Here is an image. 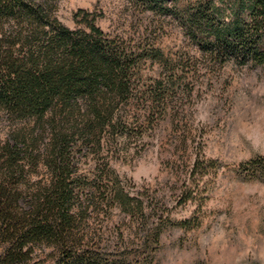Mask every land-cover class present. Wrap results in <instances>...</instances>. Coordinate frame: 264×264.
Segmentation results:
<instances>
[{"label": "trees", "instance_id": "1", "mask_svg": "<svg viewBox=\"0 0 264 264\" xmlns=\"http://www.w3.org/2000/svg\"><path fill=\"white\" fill-rule=\"evenodd\" d=\"M129 1L176 17L211 62L264 64V0H230L228 11L217 0ZM58 2L0 0V264H133L116 210L137 219L149 261L162 234L149 223L166 219L111 158L167 114L186 67L144 35L105 32L89 10L74 16L84 27L67 26ZM148 61L160 76H144Z\"/></svg>", "mask_w": 264, "mask_h": 264}, {"label": "rangeland", "instance_id": "2", "mask_svg": "<svg viewBox=\"0 0 264 264\" xmlns=\"http://www.w3.org/2000/svg\"><path fill=\"white\" fill-rule=\"evenodd\" d=\"M217 1L228 11L230 0ZM78 9L94 13L107 33L144 35L186 67L167 114L141 137L120 139L111 158L125 188L152 196L147 203L166 219L152 217L150 228L162 224L161 240L143 262L137 219L115 211L133 264H264V64L211 62L176 17L129 0H59L58 18L84 27ZM142 69L148 80L163 72L157 61Z\"/></svg>", "mask_w": 264, "mask_h": 264}]
</instances>
